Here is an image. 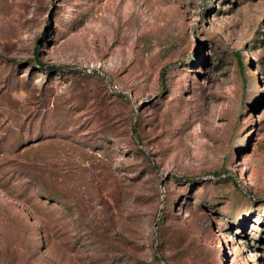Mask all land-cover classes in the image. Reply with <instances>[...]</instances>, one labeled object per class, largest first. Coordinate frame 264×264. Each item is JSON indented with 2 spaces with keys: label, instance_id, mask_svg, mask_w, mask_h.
<instances>
[{
  "label": "rangeland",
  "instance_id": "374dc122",
  "mask_svg": "<svg viewBox=\"0 0 264 264\" xmlns=\"http://www.w3.org/2000/svg\"><path fill=\"white\" fill-rule=\"evenodd\" d=\"M0 264H264V0H0Z\"/></svg>",
  "mask_w": 264,
  "mask_h": 264
},
{
  "label": "trees",
  "instance_id": "16d2710c",
  "mask_svg": "<svg viewBox=\"0 0 264 264\" xmlns=\"http://www.w3.org/2000/svg\"><path fill=\"white\" fill-rule=\"evenodd\" d=\"M197 53V50H195V54Z\"/></svg>",
  "mask_w": 264,
  "mask_h": 264
}]
</instances>
